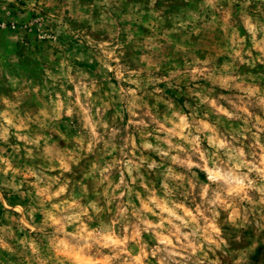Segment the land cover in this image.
<instances>
[{"label": "clouds", "instance_id": "9594fccd", "mask_svg": "<svg viewBox=\"0 0 264 264\" xmlns=\"http://www.w3.org/2000/svg\"><path fill=\"white\" fill-rule=\"evenodd\" d=\"M54 6L49 39L66 16L109 39L63 51L60 90L35 117L0 111V250L23 264H203L222 211L264 206V0H186L168 21L114 15L110 0ZM133 40L125 67L113 53ZM117 108L123 143L106 118Z\"/></svg>", "mask_w": 264, "mask_h": 264}, {"label": "rangeland", "instance_id": "374dc122", "mask_svg": "<svg viewBox=\"0 0 264 264\" xmlns=\"http://www.w3.org/2000/svg\"><path fill=\"white\" fill-rule=\"evenodd\" d=\"M93 3L94 0H81L82 5ZM110 3L114 15H132L143 11V19L148 20L149 13L158 11L168 21L170 17L182 11L186 0H156L154 5L151 0H110ZM32 5L33 0H0V111L13 105V110L20 117H35L49 100V96H54L55 92L60 90L61 81L54 83L52 76L59 71V60L63 51H72L79 40L83 41V45L79 46L80 50L87 53L89 46L96 47L98 39H109L104 29L98 28L93 32L89 28L85 33L83 28L87 27V21L80 22L79 19L66 16L64 19L68 27L53 41L49 39V35L55 33H50V29L56 28L57 25L47 14L55 10V0H43V3L41 0H35V6ZM100 7L94 9V16L99 15ZM133 28L137 35L146 31L143 24L134 23ZM124 39L122 34L121 41ZM136 43L135 40L126 43L123 48H118L113 53L119 57L121 65L136 66L133 51ZM170 95L173 98L177 96L174 93ZM183 99L182 95L179 96L178 104H182ZM106 118L112 125L111 139L123 143L126 131H130L124 128L127 114H124L122 120L121 112L117 108L109 112ZM63 127L64 125H61V128ZM37 130V125L33 124L32 131ZM10 141L21 144L20 155L23 156L24 142L17 141L14 136L10 137ZM87 164L88 161H82L81 167H87ZM74 171L79 172L80 169L74 168ZM77 179L78 176H73L74 182ZM16 199L13 197V201ZM99 199L103 203V197ZM219 222L222 230L216 237L217 242L212 244L211 248L205 245L207 257H204L203 252L198 254L203 259V264H264V206H248L247 210L242 209L235 217H230L229 212L222 211ZM196 260L197 258L193 257L188 264H196ZM10 261L23 264L22 260L18 261L17 257L0 250V262L10 264Z\"/></svg>", "mask_w": 264, "mask_h": 264}]
</instances>
